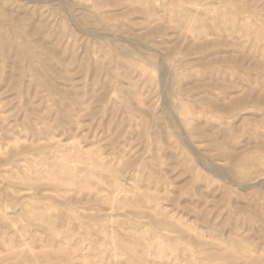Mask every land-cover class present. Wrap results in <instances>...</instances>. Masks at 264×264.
<instances>
[{"label": "rangeland", "instance_id": "obj_1", "mask_svg": "<svg viewBox=\"0 0 264 264\" xmlns=\"http://www.w3.org/2000/svg\"><path fill=\"white\" fill-rule=\"evenodd\" d=\"M0 264H264V0H0Z\"/></svg>", "mask_w": 264, "mask_h": 264}, {"label": "bare ground", "instance_id": "obj_2", "mask_svg": "<svg viewBox=\"0 0 264 264\" xmlns=\"http://www.w3.org/2000/svg\"><path fill=\"white\" fill-rule=\"evenodd\" d=\"M175 102H176V101H175ZM185 110H186V109H185ZM185 110H184V111H185ZM178 114H179V113H178ZM257 165H258V164H257Z\"/></svg>", "mask_w": 264, "mask_h": 264}]
</instances>
